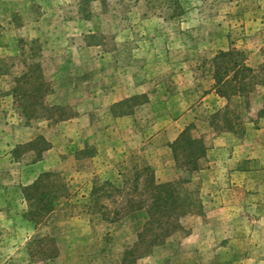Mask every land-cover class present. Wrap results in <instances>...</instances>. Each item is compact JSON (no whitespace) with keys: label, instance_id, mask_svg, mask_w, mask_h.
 Here are the masks:
<instances>
[{"label":"rangeland","instance_id":"obj_1","mask_svg":"<svg viewBox=\"0 0 264 264\" xmlns=\"http://www.w3.org/2000/svg\"><path fill=\"white\" fill-rule=\"evenodd\" d=\"M229 50L264 64V0H0V264H264V86L203 139Z\"/></svg>","mask_w":264,"mask_h":264},{"label":"trees","instance_id":"obj_2","mask_svg":"<svg viewBox=\"0 0 264 264\" xmlns=\"http://www.w3.org/2000/svg\"><path fill=\"white\" fill-rule=\"evenodd\" d=\"M215 59H216L215 62L217 66L215 67L214 73L212 75V80L214 81L213 88L217 95H219L220 97H223L226 100L227 104L225 108L222 111H220V113H217L214 116V118L216 117L218 118V116L220 115L223 116L222 117L223 126L218 125V123H216L215 121H213L212 125L214 126V129L216 130H221V131L225 130L229 132H234L235 127L240 126L239 121L243 120V113H242L243 109H241L240 112L233 113L229 111L230 110L229 106L236 105V107H240V104H242L243 107L246 108V106L248 105V96L255 91L256 87L264 86V64L260 65L257 69H252L246 65L243 56L234 50H229L225 52L220 51L218 55L215 57ZM234 97H236L237 101L239 100L240 104L238 103L233 104L232 98ZM263 114H264V107L262 110L259 111L258 116L259 115L262 116ZM178 139H181V142H180L181 144L185 139H189V138L185 136V132H184L181 134V136H179ZM201 143L202 142L198 139L197 140L192 139L190 141L191 148H193L196 152H199L198 155H195V154L189 155L190 156L189 161L192 164L191 165L192 169L196 167L195 165H196L197 160L204 155V149ZM176 148L177 147L175 146L172 147L173 152L175 151ZM49 176H50L49 174H44L40 180L45 181L47 177ZM147 182H148V185H152V187H154L153 186L154 182L152 179L148 180ZM171 185L172 184H164V185L156 186L154 188L157 189V191L161 194L163 193L162 191L165 190L164 188H172V190H174V187H171ZM38 188L42 189L43 187L37 184L33 186L32 188H30V192H28L27 194L28 200H30V198H35L34 196H35V193L38 191ZM164 194L167 196V198H164L166 199L164 202V205H166L168 202L170 204H173L175 202L173 199H170L171 197L169 196L167 192H164ZM41 195H44V194L41 193ZM162 199L163 197L158 194L154 199H152V201L157 204L158 201H161ZM44 207L49 212L50 211L52 212L54 209V205H51L49 198L47 197L45 198ZM159 207L161 208V205H159ZM44 215L35 214V216H44ZM174 221L175 219H173L172 221L171 219L170 220L167 219L164 222L160 218L151 220L145 226V231H143L142 233L138 235L139 242L137 246L143 245L144 243L146 244L150 243L147 241L145 233H149V231H151L152 226H155L158 232V234L155 233L156 234L155 236L157 237H154V239H156V238H160L163 233L162 226H164L165 223H167L168 225H170L171 223L174 224ZM149 245L152 246L153 243ZM139 250L140 248L135 247L133 250L125 252L126 254L124 253V255L125 257H127V255L130 257H134V254L139 252ZM135 257L137 258V256ZM132 261H129V262H132Z\"/></svg>","mask_w":264,"mask_h":264},{"label":"crops","instance_id":"obj_3","mask_svg":"<svg viewBox=\"0 0 264 264\" xmlns=\"http://www.w3.org/2000/svg\"><path fill=\"white\" fill-rule=\"evenodd\" d=\"M213 86L214 85L212 84L211 88H210V92L208 93V96L213 97L217 101L216 104H218V107L214 105L215 109H213V107H214L213 105L212 106L211 105H207V107L205 108L206 110L204 111V114L206 115V117H202V119H204V121H205L206 126L208 127V131H212V132H213V130L216 131L214 129V126L212 125V123L214 121V116L217 113H220V111H222L225 108L226 104H227L226 100L223 97H220L219 95H217L215 93ZM144 104L145 103H143L142 105H144ZM185 118L186 117L184 116V117H181L178 120L174 121L172 127L176 126L178 128V131L176 132L177 134H176V136L173 139H176L178 134L182 130H184V128L187 126ZM199 118H201V117L199 116ZM243 123L245 124V122H243ZM189 126H191V124ZM194 126L198 127V125L196 124V121H195V125ZM212 134L213 135L210 138L204 136L203 139H214L212 142H214L216 144V146H218V144H220V139L232 138L233 132L218 131V132H215V133H212ZM172 140H170L169 143H171ZM63 250H64L63 248H57V252H56L57 254L56 255L58 256V254H60ZM211 250H212V248H211ZM210 254H211V251H210ZM166 256L170 257L169 258L170 264H173V263L174 264H190V261H188L187 255L185 253H176V254L171 255V256L170 255H166ZM87 264H89V262Z\"/></svg>","mask_w":264,"mask_h":264}]
</instances>
